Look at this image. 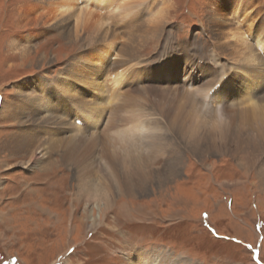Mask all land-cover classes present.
<instances>
[{
  "label": "rangeland",
  "instance_id": "374dc122",
  "mask_svg": "<svg viewBox=\"0 0 264 264\" xmlns=\"http://www.w3.org/2000/svg\"><path fill=\"white\" fill-rule=\"evenodd\" d=\"M34 1L0 0V105L7 102L8 114L18 115L16 119L7 114L0 117V145L13 134L27 129L39 143L35 148L38 150L40 144L48 143L50 133L47 128L55 131L58 127L57 124L45 122L44 114L49 113H40L44 104L51 103L45 98L44 86L67 72V78L75 82L82 93L84 105L88 109L98 106L96 110L100 113L99 106L104 105L99 103L105 102L106 95L111 93L106 88H111L110 77L117 70L110 64L106 68L98 64V49L102 48L100 42L92 43L89 50L81 48V42H69L62 34L63 29L54 28L53 25L19 26V7L29 6ZM162 2L157 1L154 11L162 6ZM170 2L173 9L169 12V28L163 38H146L141 31L146 29L147 24L143 25L141 20L135 22L137 29L130 34H126L125 21L115 20L113 28L121 37L119 44L113 46L114 50L120 52V47L127 48L128 54L133 56L130 63L134 67L131 71L135 72L136 68L146 70L147 75L141 74L137 86L138 92L147 94L150 107L161 106L164 102L168 106L167 101L175 96L167 92L168 98H163L162 90H166L168 79L165 74L164 80L160 81L156 75L163 61L175 58L185 63L190 55L203 56V61L208 64L205 72H200L203 78L213 73V65L220 67L216 63L218 54L214 53L213 29L208 24L212 1ZM256 2L264 13V0ZM150 4H153V0H150ZM146 7L144 5L140 10H146ZM226 8L231 9L232 5ZM147 16L144 15V20ZM261 18L264 19V14H261ZM261 23L257 25L262 28L264 21ZM14 43L17 45L13 49ZM22 51H29L30 58L23 60ZM185 51L190 53L186 54ZM219 61L223 65L232 63L229 58ZM224 67L228 75L231 70ZM256 76L249 85L264 83L260 74ZM145 78H149V81H145ZM100 81L103 88L97 85ZM230 81L238 82L235 76ZM129 82L126 87L132 86L131 80ZM121 89L125 90V83ZM20 91L24 93L19 94ZM243 93L242 89L238 94L233 92L235 100L230 98L228 106L238 100L237 105L244 103ZM51 96H64L67 100L79 97L58 93ZM15 98L19 103L9 104ZM180 99L185 98L182 96ZM255 99L258 101L259 96ZM77 101L81 102L78 98ZM52 105L55 116L64 125L68 126L66 121H74V117L83 118L79 110L67 117L68 109L59 114V105ZM116 106H108L107 113ZM237 107L242 112L250 109L247 105ZM177 111L179 113L180 110ZM161 123L165 136H157L162 143L154 140L163 148L156 158V166L165 173L166 160L174 161L180 152L175 150V146L181 147L179 175L162 188L158 186V179H154L147 184L145 194L120 196L115 208L113 206L114 209L103 214L104 219L93 229L86 220L84 202L77 203V209L73 210L76 168L72 164L67 167L60 152L49 146L53 150L48 154L51 158L49 163L56 161L54 166L49 168L50 164L46 162L44 166L49 171L42 172L40 168L30 171L23 166L29 159L30 151L13 155L3 151L0 146V210L3 212L0 211V220L5 217L4 221H0V234L7 235V238L0 239V264H129V257L134 256L140 260V264L156 261V264H264V189L259 187L261 181L258 176L260 168L264 167V150L261 152L260 147L254 148L257 162L248 172L239 165L237 154L212 149L206 151L205 158L195 156L192 145H185L178 138L180 136H174L168 119ZM211 124L217 126V122ZM238 124H232L225 131L234 133L237 129L243 135L252 131L245 121ZM192 131H196V128ZM231 143L238 146L237 140H217L218 147H229ZM249 144L246 140L244 147ZM154 176L157 178L156 172ZM95 212L96 216L99 215L98 211Z\"/></svg>",
  "mask_w": 264,
  "mask_h": 264
},
{
  "label": "bare ground",
  "instance_id": "6f19581e",
  "mask_svg": "<svg viewBox=\"0 0 264 264\" xmlns=\"http://www.w3.org/2000/svg\"><path fill=\"white\" fill-rule=\"evenodd\" d=\"M157 1L153 0L151 5L150 0H36L31 5H22L23 7L18 9V25L23 28L53 25L54 28L63 29L62 34L66 35L69 42H81V48L89 50L92 43L100 42L102 48L98 49L100 52L98 64L102 67L110 64L117 70L114 71V76L110 77V82L108 81L112 89L106 88V91L111 93L106 95L105 102L99 103L104 105L99 106L100 113L96 110L98 106L88 109L84 105L82 93L78 90L77 84L67 78V72L62 73L53 83L43 85L42 89L46 88L45 98L51 103L44 104L40 113H49L44 114L45 122L58 126L55 131L47 128L50 133L48 143L40 144L39 149H35L39 143L33 139L31 131L28 133L26 129L13 134L0 145L3 151L11 152L13 155L17 152L23 154L30 151V155L21 156L29 158L23 166L30 171L38 168L42 172L49 171L48 167L44 166L51 160L48 154L53 150L60 152L65 165L69 167L72 164L76 168L73 210L77 209V203L84 202L86 220L91 223L88 225L92 229L102 222L103 214L112 210L113 206L115 208L117 198L120 196L135 197L145 194L147 184L152 183L154 179H158V186L162 188L179 175L181 147L175 146V150L180 152L174 161L166 160L163 170L165 173L160 172L156 166V158L163 148L155 141L162 143L157 136H165L164 127L161 126L164 119L170 121L174 136L177 134L185 145H192L195 156L200 158H205L206 151L212 149L237 154L239 165L251 172L257 162L254 148L257 146L261 148V152L264 150V83L249 85L258 74L264 78V27L257 25L264 21L261 18V14L264 13L259 9L256 0H211L213 6L208 24L210 29H213L214 53L218 54L216 63L220 67L213 65V73L203 78L200 72L204 73L208 67L203 61V56L190 55L185 63L175 58L163 61L160 69L158 67L160 71H156L160 81L164 80L165 74L168 79L165 86L167 91L162 90L163 98L167 99L172 93L175 96L171 101H167L168 106L164 102L161 106L150 107L151 101L146 97L147 94L138 92L137 86L141 74L147 75L146 70L136 68L135 72L131 71L134 67L130 63L133 56L128 54L127 48L120 47V52L114 50L113 46L121 37L113 28L115 20L125 21L126 34H130L137 29L135 22L141 20L143 25L147 24L146 29L141 31L146 34V38L149 40L163 38L166 29L169 28L167 23L169 12L173 8L170 0H161L162 6L154 11ZM144 5H147L146 10L141 11ZM229 5H232L231 9L226 8ZM145 14L148 16L144 20ZM90 39L91 41H88ZM15 45L17 44L14 43L12 48H15ZM123 45L126 46V43ZM21 56L26 60L30 58V53L22 51ZM223 58L232 61L228 65L224 64L231 70L228 75L227 69L225 70L219 61ZM45 59L46 56L43 57L44 61ZM84 59L88 60L86 57ZM233 76L237 83L230 81ZM251 76L256 77L250 78ZM129 80L132 86L126 87ZM145 81H149V78H145ZM124 83L125 90L121 89ZM97 85L102 87V82ZM241 89L244 91L242 97L244 103L239 105H247L250 108L243 112L237 107L240 100L232 103V106L227 104L235 100L232 97L233 92L238 94ZM54 92L68 96L78 95L80 98H77L81 102L77 101V98L67 100L64 96L52 97L51 95H55ZM22 93L24 91L19 92ZM182 96L185 99L179 100ZM257 96L258 101L255 99ZM12 101L9 104L19 103L17 98ZM56 103L59 105V114L68 109L70 112L67 117H71V113L79 110L83 118L78 116L81 119L74 117V121H66L68 126L62 124L54 113L52 104ZM113 104L117 105L116 108L107 113L108 106ZM0 108V117L7 114L6 116L10 118L11 116L13 119L17 118L18 115L15 113L8 114L7 102H3ZM212 108L215 111H212ZM177 109L180 110L179 113L176 112ZM239 121H245L252 131L244 135L235 128L234 133L225 131L232 124L239 125ZM211 122H217V126ZM194 128L196 131H192ZM217 140H237L238 146L231 143L229 147H218ZM246 140L250 142L248 147H244ZM173 141L176 142L175 139ZM51 145L53 150L49 148ZM170 149L175 151L172 147ZM55 162L51 161L49 168L53 167ZM155 172L157 178L154 176ZM258 176L261 181L259 187L264 189V167L260 168ZM95 211H98L99 215L96 216ZM129 259V264H140L136 256Z\"/></svg>",
  "mask_w": 264,
  "mask_h": 264
},
{
  "label": "crops",
  "instance_id": "0c3cea01",
  "mask_svg": "<svg viewBox=\"0 0 264 264\" xmlns=\"http://www.w3.org/2000/svg\"><path fill=\"white\" fill-rule=\"evenodd\" d=\"M3 105V104H2ZM0 107H1V105H0ZM1 211V210H0ZM2 212V211H1ZM3 213V212H2ZM4 216H5V214H3ZM4 219H5V217H3V219L2 220H0V221H4ZM3 236V237H2ZM5 238H7V235L6 234H0V239H5ZM6 245H7V241H6V243H5ZM0 245H1V243H0Z\"/></svg>",
  "mask_w": 264,
  "mask_h": 264
}]
</instances>
